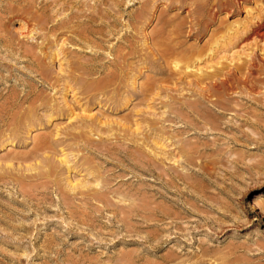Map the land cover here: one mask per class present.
I'll return each instance as SVG.
<instances>
[{
	"label": "rangeland",
	"instance_id": "obj_1",
	"mask_svg": "<svg viewBox=\"0 0 264 264\" xmlns=\"http://www.w3.org/2000/svg\"><path fill=\"white\" fill-rule=\"evenodd\" d=\"M263 23L264 0H0V264H264V87L216 131L180 108L264 57Z\"/></svg>",
	"mask_w": 264,
	"mask_h": 264
},
{
	"label": "bare ground",
	"instance_id": "obj_2",
	"mask_svg": "<svg viewBox=\"0 0 264 264\" xmlns=\"http://www.w3.org/2000/svg\"><path fill=\"white\" fill-rule=\"evenodd\" d=\"M197 10L199 11V9H197ZM197 10H195V11L197 12ZM193 16H194V14H193ZM212 16H213V18H212V22H213L215 20V14H213ZM195 17H193L194 23L192 22L193 23L192 27H189L188 35L193 37V38L198 39L204 32L206 33L209 23L205 22L202 19H199L197 16H195ZM192 21H193V19H192ZM222 29L223 28L220 26V23H219L217 29L211 31L209 38L204 43V46L207 47L206 49H207L208 54L213 55V53H214L213 45H214V47H217L218 43H219L218 39L214 40V38ZM247 36L252 37L251 39L258 40L259 42H264V23L261 25H257L256 27L252 28L250 33ZM222 40H224V38H222ZM163 44H164L163 46L165 47V50H163L161 53H159L160 54V56L158 55L159 59L161 58V56L169 55L175 48L174 45L170 46L169 44L168 45L165 43H163ZM222 47H224V49H225L226 44H225V46H222ZM247 59L248 60L242 62L241 65H231L232 68L229 67V65L226 66V65L221 63L220 65H218L220 67L215 68V69L212 68L213 69L212 72L205 73V74L201 73V76H199L196 80L189 82L188 84L186 83L189 87H192L193 89H195V92H197L200 95V98H202L206 102L211 103L213 108L215 107V109L218 108L220 110V112H217V111H214L210 108V110L207 111L208 108L206 106H203L204 101H201V100H196L193 103H184L183 105H180V108H183L184 106L186 107L187 110H186L185 116L188 119H190V121H192L194 123V125H197V124L198 125L200 124L203 126L208 125L210 127V130L216 131L219 128L218 126H221V125H219V122L217 125V122L213 123L211 121L212 122L211 123L207 120V118H210L213 115H216V116L222 115L221 111H234V112H236V115H238V113L240 112L239 111L240 106L238 104L239 103L238 100L242 96H243V98L245 96L246 99L248 98L250 100H258L261 98V97H259L260 94L255 93L254 89H255L256 85H258V84H260L261 86L264 87V83L262 82L263 80H261L262 78L259 79L255 75L259 74V76H261V75L264 76V68H263L264 57L263 56H257V55H250L249 57H247ZM156 61H158V60L156 59L155 62ZM178 62H174V69L179 68ZM194 62L195 61L187 62L184 65L183 70L184 71L185 70H191V68H193V66H194ZM157 67L161 68V64L157 65ZM179 72H181V69H179ZM198 72H201V70H198ZM146 91H144V93H147ZM237 108H239V109L236 110ZM241 111H243V110H241ZM124 128H125V126H124ZM126 129L130 130L132 132V134H139L141 132L140 124L137 123V121L135 124H133L132 127H130V128L127 127ZM219 129H221V128H219ZM154 146L157 147L156 144ZM212 146H213V144H212ZM62 163H66L65 157L62 159ZM29 168H30V166H29ZM68 184H69L68 186L71 190L79 189V186H75V184H71V183H68Z\"/></svg>",
	"mask_w": 264,
	"mask_h": 264
}]
</instances>
